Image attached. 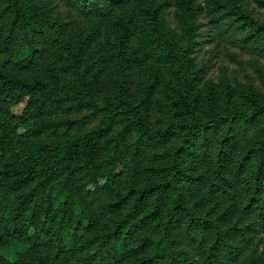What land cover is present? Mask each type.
Returning <instances> with one entry per match:
<instances>
[{"label": "rangeland", "instance_id": "374dc122", "mask_svg": "<svg viewBox=\"0 0 264 264\" xmlns=\"http://www.w3.org/2000/svg\"><path fill=\"white\" fill-rule=\"evenodd\" d=\"M19 2L26 16L41 29L48 27L61 36L45 47L33 69L21 74L27 81L54 77L62 86L89 82L99 99L121 97L133 102L155 131L217 113L252 118L235 125L234 131L220 121L194 139L180 160V199H176L180 190L172 191L165 185L177 146L174 139L144 141L131 131L121 142L132 166L130 172L122 166L111 172L107 161L102 160L98 167L78 176L73 186L86 183L90 192L94 190L93 178L103 186L107 176L120 177L105 198L121 201L117 213L99 216L101 208L97 205L103 199L87 201L98 233L106 226L113 228L114 221L127 214L135 222L141 220V229L126 235L124 247L129 257L124 253L120 262L139 264L145 260L150 251H144L141 242L154 239L169 221L174 228L169 239L175 240L176 246H170L171 254L164 262L264 264V231L247 233L246 229L259 224L248 206L246 188L256 172L255 164L264 161V0H120L109 17L78 15L66 0ZM213 18L226 19L216 22ZM71 61L79 76L66 69ZM24 107L19 105L13 113L19 115ZM101 119V114L92 115L65 103L46 109L29 122L27 130L35 124H47L48 130L34 138L48 143L82 136ZM128 120L132 118L116 121L103 142L114 138ZM134 144L141 145L138 152L130 151ZM219 150L227 155L221 175L217 171ZM250 151L254 157L246 165L243 158ZM194 179L199 182L194 183ZM64 201L63 191L52 193L40 208L42 217L36 231L44 225L48 236L42 237L60 239L69 261L75 262L87 237L88 218L80 215L77 207L74 217H78L79 225L59 228ZM25 249L11 239L0 255L13 262ZM134 249H140L137 255ZM212 251L214 257L208 261Z\"/></svg>", "mask_w": 264, "mask_h": 264}, {"label": "trees", "instance_id": "16d2710c", "mask_svg": "<svg viewBox=\"0 0 264 264\" xmlns=\"http://www.w3.org/2000/svg\"><path fill=\"white\" fill-rule=\"evenodd\" d=\"M119 1L66 0L78 15L103 17L111 16ZM0 5V250L11 239L26 246L25 251L18 254L13 262L6 261L0 255V264H124V261L120 262L124 253L125 257H129L124 247L125 237L132 229H141V220L135 222L134 217L127 214L126 217L114 221L113 228L106 226V230L98 233L87 207L88 199L98 202L103 199L97 205L101 208L99 216L104 213H117L121 201L111 197L106 201L105 198L109 195L108 189L116 184L120 177L117 174L107 176L103 186L98 185L93 178L91 181L94 190L90 192L86 190V183L83 186H73L78 176L91 167H98L97 164L102 160L107 161L111 172L118 166L130 172L132 166L121 142L131 131L137 133L144 141L174 139L177 146L167 169L168 182L165 185L172 191L180 190L176 197L180 199L183 196L177 185L183 177L180 160L194 139L206 133L208 129L216 127L220 121L229 125L228 130L234 131L235 125L240 126L252 118L244 114L229 117L217 113L203 119L193 118L187 124L155 131L148 127L141 109L133 102L121 97L99 99L89 82L62 86L54 77L47 81H27L21 74L33 69L36 61L45 53V47L52 46L61 36L48 27L41 29L37 22L28 18L19 0H0ZM216 20L213 18L212 21ZM220 20L224 21L223 18L217 21ZM38 40L43 42L40 44ZM15 49L18 50L17 54ZM66 65L68 71L80 75L75 62L71 61L70 65ZM65 103H73L76 109H86L92 115L101 114V123L79 137L68 136L48 143L35 141L34 137L47 131L48 125L39 123L35 124L33 129L27 130L29 122L39 118L46 109ZM21 104L25 105L22 112L19 115L14 114L13 109ZM261 112L263 111L259 113ZM122 117H131L132 120H128L114 138L103 142L116 121ZM140 149L141 145L134 144L130 151L138 152ZM258 155L263 157L260 151ZM253 157L254 154L248 152L243 158L244 163L247 165ZM226 161V153L219 150L218 175L225 170ZM255 166L256 172L248 180L246 189L249 191L248 206L259 224H250L246 227L247 233L264 231V161H259ZM197 182L199 180L194 179V183ZM57 189L65 193L66 204L59 228L64 224L79 225L78 217H74L77 207L79 214L88 218L87 237L80 244L75 262L69 261L60 239L54 235L49 236L47 240L42 237V234L48 236L44 225L36 231L42 217L40 208ZM189 217L191 223L196 221L190 214ZM173 229V224L167 221L154 239H143L141 247L150 253L139 264L167 263L164 261L171 254L170 246H176H173L175 240L169 239ZM132 251L137 255L140 249ZM213 255L212 251L211 256L207 257L208 261ZM176 262L170 261L167 264ZM131 264L135 262L132 261Z\"/></svg>", "mask_w": 264, "mask_h": 264}]
</instances>
